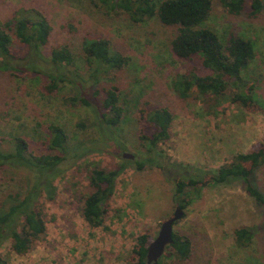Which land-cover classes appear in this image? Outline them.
I'll return each instance as SVG.
<instances>
[{
  "label": "rangeland",
  "instance_id": "374dc122",
  "mask_svg": "<svg viewBox=\"0 0 264 264\" xmlns=\"http://www.w3.org/2000/svg\"><path fill=\"white\" fill-rule=\"evenodd\" d=\"M212 1L213 10L205 27L222 41L233 35L254 44L255 58L243 76L248 85H253L251 107L232 102L236 93L233 88L216 101L195 95L179 99L170 86L177 75L192 72L205 76L209 72L199 59L183 61L171 53L175 29L163 26L157 18L136 24L124 14L106 16L89 0H0V22L11 19L16 11L35 9L51 27L42 49L47 62L41 74L27 72L15 77L0 72V140L19 136L30 150L40 154L44 151L45 127L54 123L64 127L72 145L106 142L101 150L80 158L53 182L55 200H42L45 236L24 256L12 253L5 243L2 254L9 264L135 263L131 251L137 237L145 234L155 239L162 222L178 206L170 171L136 169L135 158L146 156L138 142L139 110L169 109L173 116L170 137L158 149L171 163L192 167L189 173H215L236 155L264 148V13L252 16L250 0L238 15L229 14L219 0ZM95 39L107 40L114 51L129 59L127 66L88 79L90 71L83 59L82 43ZM13 42V53L18 58L26 57L28 48ZM60 47L70 51L75 65L63 68L67 81L58 83L56 92L49 96L43 88L49 82L45 73L55 72L49 59L51 50ZM75 78L88 82L82 88ZM112 87L118 89L125 112L119 126L109 128L108 133L99 127L93 108L65 100L85 98L97 89ZM6 141L4 146L10 145ZM124 153L134 159H124ZM93 167L106 171L121 168L104 223L98 229L87 226L81 216L82 204L76 198V194L89 193L88 176ZM250 181L264 195V165L254 171ZM27 182L24 173L3 169L0 203L9 192H23ZM183 211L173 232L190 238L193 251L188 260L171 264H264V207L245 192L242 181L205 186ZM242 227L251 230L253 239L249 246L238 248L234 231Z\"/></svg>",
  "mask_w": 264,
  "mask_h": 264
},
{
  "label": "trees",
  "instance_id": "16d2710c",
  "mask_svg": "<svg viewBox=\"0 0 264 264\" xmlns=\"http://www.w3.org/2000/svg\"><path fill=\"white\" fill-rule=\"evenodd\" d=\"M221 6L232 15L244 10L246 0H219ZM106 16L126 15L133 23H143L157 18L166 27L175 29L170 41L171 53L183 61L195 58L201 61L202 68L209 73L197 76L189 72L177 75L171 81L173 93L182 100L195 95L202 100H219L225 96L228 88L236 93L232 102L244 107H251L254 101L250 92L253 85L244 80V72L255 58V47L251 40L230 36L222 41L211 29L205 27L212 10V0H89ZM252 16L264 13V0H250ZM51 27L46 17L35 9L16 11L13 17L0 22V72H10L13 76L31 72L39 75L45 61L42 49L48 43ZM28 48L26 57L18 58L12 51L13 41ZM83 59L88 79L100 75H109L127 66L129 59L114 51L105 39L85 40L82 43ZM49 64L53 74H46L49 79L43 88L52 96L58 89V83L67 81L63 68L73 66L74 58L66 47L52 49ZM73 77H76L74 75ZM78 81L77 78H75ZM80 82L82 88L87 83ZM87 97L65 98L70 104H81L93 108L99 127L103 133L109 128H116L122 122L124 108L120 105V94L115 87L97 89ZM138 142L145 149L146 156L135 158L138 171L145 167L157 168L172 173L174 197L183 210L193 203V198L200 195L205 186L219 185L230 180H240L245 192L253 201L264 207V195L251 184L254 171L264 165V148L251 150L236 155L229 164L223 165L215 173L192 171V167L171 163L164 158L158 145L169 139V129L173 116L167 108H156L151 112L139 110ZM84 127L83 123L78 124ZM43 140L44 151L35 154L30 150L27 141L19 136L9 140H0V172L10 169L24 173L26 188L23 192H9L0 203V264H9L2 254V247L9 244L12 253L24 256L31 252L35 244L46 234V213L42 200L54 201L57 189L53 182L77 160L103 148L106 142L98 141L88 144L72 145L64 127L48 124L45 127ZM4 141L9 144L4 146ZM99 145L101 148H94ZM124 148V147H122ZM121 168L106 171L93 167L88 176L89 193L76 194L82 204L81 216L90 229H98L104 223L108 200L114 193L115 180ZM193 172L195 174H193ZM182 197H184L182 199ZM177 223L174 224V226ZM173 244L167 249L157 264H171L174 260L186 261L193 251L190 238L173 232ZM253 234L248 228L234 231V241L238 248L250 245ZM152 240L148 235H140L131 251L136 260L134 264H146V254Z\"/></svg>",
  "mask_w": 264,
  "mask_h": 264
},
{
  "label": "water",
  "instance_id": "95a60500",
  "mask_svg": "<svg viewBox=\"0 0 264 264\" xmlns=\"http://www.w3.org/2000/svg\"><path fill=\"white\" fill-rule=\"evenodd\" d=\"M127 160H133L134 157L129 154H122ZM184 216V211L179 206L175 207L173 215L162 222L158 234L148 246L146 254V264H157L159 259L164 255L167 248L173 244V227Z\"/></svg>",
  "mask_w": 264,
  "mask_h": 264
}]
</instances>
